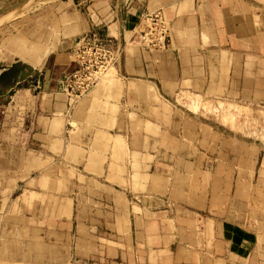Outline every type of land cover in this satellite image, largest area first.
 Listing matches in <instances>:
<instances>
[{
    "label": "rangeland",
    "instance_id": "374dc122",
    "mask_svg": "<svg viewBox=\"0 0 264 264\" xmlns=\"http://www.w3.org/2000/svg\"><path fill=\"white\" fill-rule=\"evenodd\" d=\"M77 1L6 0L0 6V18L20 8L0 21V64L19 46L13 43L17 38H25L27 47L34 51L44 46L47 50L48 41L54 48L69 24L60 18L61 6L71 12L70 19L74 21L73 12L79 8ZM243 1L254 9L260 28L257 37L238 43L236 40L210 42V37L198 41L200 51L209 49L212 54H202L201 61L197 58L195 72L189 75L182 72L179 89H162V86L173 87L170 80L173 67L165 66L168 63L162 54L151 62L150 72L140 77H122L121 59L118 66L109 68L89 94L82 97L94 95L102 81L117 70L109 93L118 106L114 109L111 105L109 110L120 113L119 120L114 116L112 122L114 128L118 124L115 131L124 135L123 145L111 137L98 138L92 143L89 140L83 147L64 152L56 142L55 153L32 145L25 148L32 149L30 154L8 148L0 150V264H44V254L49 253L53 258L47 264H71L86 257L78 252L79 237L86 254L95 252L101 258L117 259L115 249L122 250L131 242L129 223L125 227L124 218L118 217L128 210L129 203L127 199L122 202L118 196L94 189L93 179L104 183L109 178L93 173L86 163L103 157L107 168L111 164V170L126 165L123 175L130 178L141 161L138 150L142 147L149 153V160H143L148 164V181L156 174L155 165L160 166V195L173 198L175 189L181 186L191 190L203 175L198 169L201 173L210 169L216 182L227 180L229 184V211L236 214L238 207L246 224L257 218L260 229L257 228L264 232V0ZM244 10L245 15H252L251 9L244 6ZM202 13L205 20L202 28L207 33V25L217 22V17L212 10ZM206 14L208 19L204 17ZM244 33L248 34V28ZM188 44L193 45L187 41L183 46ZM135 45L129 47L139 48ZM224 50L228 53L223 55ZM117 76L123 86L126 82L132 89L127 95L112 97ZM188 77L198 81L196 87L184 80ZM167 78L169 81H165ZM158 80L160 102L155 85ZM61 136L64 139V132ZM63 139L58 141L61 143ZM97 140L107 143L106 146L96 145ZM22 142L14 138L6 141V145L19 147L23 146ZM70 142L76 141L70 136ZM120 149L123 160L115 163ZM30 156L38 161L30 162ZM190 159L196 162L197 171L193 170Z\"/></svg>",
    "mask_w": 264,
    "mask_h": 264
},
{
    "label": "crops",
    "instance_id": "0c3cea01",
    "mask_svg": "<svg viewBox=\"0 0 264 264\" xmlns=\"http://www.w3.org/2000/svg\"><path fill=\"white\" fill-rule=\"evenodd\" d=\"M5 1L0 0V6ZM224 1L78 0L79 8L73 12L74 21L70 19L71 12L69 14V10L61 6L60 18L64 22L69 21V24L54 48L50 46L52 42L48 41L50 49L46 50L44 46L34 51L27 47L25 38H17L13 43L19 46L14 47L6 56L7 59L3 60L5 62L0 64V150L8 148L18 150L19 154H30L32 149L27 151L25 148L32 145L43 148L45 152L55 153L53 147L56 142L61 144L60 151L64 152L68 148L83 147L89 140L92 143L98 138L111 137L123 145L121 142L124 135L115 131L118 124L114 128L112 122L114 116L119 120L120 113L114 114L109 110L111 105L114 109L118 106L109 93V86L113 85L111 82L117 70L102 81L94 95L85 99L80 98L75 102L66 92V78L75 68L73 53L77 40L90 35L109 47L122 49L124 66L120 75L124 78L148 74L151 62L154 63L164 54L168 63L165 66L173 67L170 73L173 87L162 86V89L174 91L182 85V72H188V75L195 72L197 58L201 61L202 54H212L209 49L200 51L197 48L198 41H205L210 37V42L231 43L236 40L238 43L257 37L260 28L257 27L253 7L247 6L243 0H226V4ZM229 1H232L231 5ZM244 6L252 10L251 16L245 15ZM23 8L29 9L27 6ZM18 9L5 14L0 21ZM157 10H162L166 18L167 15L169 17L171 46L148 49L133 43V34L146 14ZM209 10L216 15L218 27L217 22L207 25L206 33L202 28V22H205L202 20V12ZM204 17L208 19L207 14ZM245 28H248V34L244 33ZM49 35L51 33L48 34V39ZM187 41L193 45L183 46ZM132 44L139 48H130L129 45ZM225 52L228 53L224 50L221 54L224 55ZM119 76L114 83L116 88L113 89L115 93L112 97L123 93L127 95L132 89L126 82L123 86ZM184 80L190 86H195L198 82L191 77ZM155 85L160 102V80ZM93 114L96 115L95 118ZM63 132L64 139L61 136ZM70 136L76 142H70ZM14 138L23 140V146L6 145V141ZM61 139L60 143L58 140ZM106 144L98 140L96 142V145ZM145 150L147 149L143 147L138 150L141 161L136 164V170L131 172L130 178L123 175L126 165H117L111 170V164L107 162V168L103 157L92 160L90 164L86 163L93 173L109 178L104 183L93 179L94 189H99L101 194L118 196L122 202L124 199L128 200V210L118 217L124 218L122 221L126 223L125 227L129 223L127 229H130L131 242L122 250L115 249L114 257L117 259H106L95 252L87 255L79 237L76 243L78 252L86 257L71 264H264V243H261L264 232L259 230V220L253 218L252 222L246 224L238 207L236 214L229 211L227 180L216 182L210 169H204L203 173L198 169L200 175L209 178L202 179L200 176L191 190L185 186L175 189L173 198L160 195V166L155 165V180L153 176V180L148 181V164L143 160H149V153ZM116 160L118 161L115 163L123 160L121 149ZM29 161L37 162L38 159L30 156ZM192 161L190 164L193 163L192 168L197 171V164ZM118 187L124 191H120ZM25 254L26 252L22 255ZM52 258L50 253L44 254V264L49 263Z\"/></svg>",
    "mask_w": 264,
    "mask_h": 264
},
{
    "label": "built area",
    "instance_id": "2783aa9c",
    "mask_svg": "<svg viewBox=\"0 0 264 264\" xmlns=\"http://www.w3.org/2000/svg\"><path fill=\"white\" fill-rule=\"evenodd\" d=\"M133 43L148 49L171 46V28L162 10L148 12L135 30ZM123 50L98 41L95 36H82L74 48V70L67 76L65 88L76 102L97 85L105 72L120 64Z\"/></svg>",
    "mask_w": 264,
    "mask_h": 264
},
{
    "label": "bare ground",
    "instance_id": "6f19581e",
    "mask_svg": "<svg viewBox=\"0 0 264 264\" xmlns=\"http://www.w3.org/2000/svg\"><path fill=\"white\" fill-rule=\"evenodd\" d=\"M35 2H37V3H39L38 1H35ZM44 3V2H43ZM37 5V4H36ZM40 5V4H39ZM45 5V4H44ZM26 7V6H25ZM171 28V27H170ZM111 68H115V67H111Z\"/></svg>",
    "mask_w": 264,
    "mask_h": 264
}]
</instances>
